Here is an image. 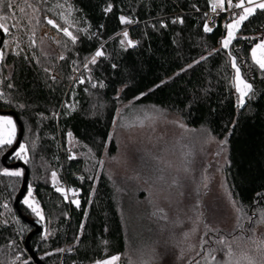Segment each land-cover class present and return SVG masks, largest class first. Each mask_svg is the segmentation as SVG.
Segmentation results:
<instances>
[{"label":"trees","instance_id":"1","mask_svg":"<svg viewBox=\"0 0 264 264\" xmlns=\"http://www.w3.org/2000/svg\"><path fill=\"white\" fill-rule=\"evenodd\" d=\"M109 5L112 11L106 12ZM210 9L209 0H0V23L9 28L6 35L0 31L6 53L0 61V114L15 115L23 129L21 143L32 146L27 164L15 157V144L0 150V264H95L112 256L132 264L117 195L100 162L117 152L113 125L119 114L148 105L179 116L188 129L213 137L224 149V182L238 220L233 231H204L191 264H208L229 252L246 262L260 256L253 263L264 264V72L251 57L264 40V10L244 21L223 50L233 17L223 15L216 30L205 33ZM120 16L134 23L122 25ZM181 17L183 23L172 22ZM49 19L68 27L77 41ZM45 29L60 38L59 47L47 42ZM125 30L135 48L119 43ZM101 47L105 56L92 65ZM232 56L253 85L244 107L238 106ZM4 168L28 173L26 195L30 185L38 187L44 224L24 199L15 204L25 176H4ZM52 172L78 193L79 208L71 203L65 212H55L45 187ZM34 222L42 230L28 249ZM221 239L225 244L218 243Z\"/></svg>","mask_w":264,"mask_h":264},{"label":"rangeland","instance_id":"2","mask_svg":"<svg viewBox=\"0 0 264 264\" xmlns=\"http://www.w3.org/2000/svg\"><path fill=\"white\" fill-rule=\"evenodd\" d=\"M43 34L49 44L60 46L56 33L45 29ZM0 116L15 120L8 114ZM16 125L18 136L17 121ZM113 138L117 152L106 156L103 165L125 221L126 257L132 264H191L199 254L204 231L234 230L238 210L224 182L226 158L216 139L188 129L179 116L153 105L123 110L114 122ZM30 186L40 204L38 187ZM45 187L56 213L65 212L78 199L58 174ZM56 187L69 190L67 200ZM241 258L227 255L208 264L262 260L260 256L252 262Z\"/></svg>","mask_w":264,"mask_h":264},{"label":"snow or ice","instance_id":"3","mask_svg":"<svg viewBox=\"0 0 264 264\" xmlns=\"http://www.w3.org/2000/svg\"><path fill=\"white\" fill-rule=\"evenodd\" d=\"M211 10L212 12H216L219 8L220 10L227 11L229 9H232V22L228 23L226 25L227 28V35L222 40V49L228 50L232 41L235 40L236 33L239 31L241 25L244 21L248 20V18L253 15L258 9L264 10V0H239V3L233 4V0H227L228 7L225 8V0H215V2H212V0H209ZM247 4V6H246ZM235 10H242L240 12H236ZM106 12L112 11V6L109 5L108 8L105 9ZM205 16H207V13H205ZM120 23L122 25H130L134 23L133 19H130L125 16L119 17ZM48 24L53 25L58 31H62L63 34L70 38V40L75 43L78 39L77 35H74L72 31L69 30L68 27L60 28L58 24H56L52 19H49ZM173 23H183V18H177L172 21ZM162 27H167V24L161 23ZM103 27V26H101ZM0 31H2L5 35L8 34L9 28L5 26L4 23H0ZM203 31L205 33H211L213 29L208 26L207 22H205L203 26ZM123 39L119 41V43L123 46L125 43L128 47L135 48L137 46V42H134L129 38L128 31H123L122 33ZM5 51L0 49V61H3L5 59ZM211 55V53H210ZM231 55V53H229ZM105 56V52L103 51L102 47L101 49H98L94 56L91 58L90 63L92 65L97 64V58H101ZM251 57L252 61L256 66H258L259 70L264 72V40H260L251 50ZM207 57H202L201 59H206ZM60 59H65V57L61 56ZM200 61H197L199 63ZM84 67L88 69V64L85 63ZM112 67H115V65H112ZM189 67H192V65H189ZM231 67L235 69V77H234V87L235 91L239 94V107H244L246 97L249 96L250 93L253 92V85L250 83L247 79H245L241 74V69L237 64V58L235 56H232L231 58ZM55 79V77H52ZM85 78L81 77L79 79L80 84H84ZM100 87H103V85H99ZM9 88H11V84L8 85ZM93 88L97 87V84H92ZM144 95V94H142ZM4 93L0 91V100H3ZM21 108L24 107V105H20ZM182 126V125H181ZM71 135L70 133L68 134ZM16 137H17V125L16 121L13 120L11 117H4L0 116V150H2L5 147H12L14 143H16ZM106 143H111V141H106ZM224 143H227V141H224ZM30 145L20 143L18 145V150L15 151L14 155L17 159L22 160L25 164L29 163V151H30ZM75 157L70 155L69 159H74ZM101 164L103 161L100 162ZM3 175L7 177H13V178H21L25 176V172L23 169L19 170H9L7 168L3 169ZM53 182L57 179V174L55 172L51 173ZM83 179V178H81ZM56 191L58 193H62L65 200L68 199V189H65L63 187H56ZM72 191V196L75 197L78 195V193L75 190ZM23 203L30 209L32 213L35 214V216L40 221H45V215L42 211V208L40 204L33 199V189L31 186L28 188L27 197L23 200ZM77 208L80 206V201L78 199H73L71 201ZM4 207H7V205H4ZM254 224L255 221H252ZM82 227V226H81ZM47 238V236L45 237ZM218 243L225 244V240L221 239L218 241ZM59 251H64V249H59ZM229 255L231 253L229 252ZM216 257H213V260H215ZM120 260L119 256H112L109 259L104 260H97L95 264H115L116 261ZM229 264H231V261H229Z\"/></svg>","mask_w":264,"mask_h":264},{"label":"water","instance_id":"4","mask_svg":"<svg viewBox=\"0 0 264 264\" xmlns=\"http://www.w3.org/2000/svg\"><path fill=\"white\" fill-rule=\"evenodd\" d=\"M1 45H2V38H1V41H0V47H1ZM11 116H13V117L15 118V120L17 121L18 126L20 127V133H19V135H18L17 144H16V146H15V149H17L18 145L21 143L22 134H23V129H22L21 124L19 123L18 119L16 118V116H15V115H11ZM15 149H14V150H15ZM4 161H5V159H4ZM27 186H28V173H26V175H25V179H24V183H23V188H22V190H21L20 196L16 199V202H15L16 205H17L22 199H24V197H25V195H26ZM34 225H35L36 229H35V231H34V232L28 237V239H27V241H26L28 249H29V241H30V239L32 238V236H33L34 234H38V233L41 232V230H42V225H41L40 222H34ZM34 259H35V258H34Z\"/></svg>","mask_w":264,"mask_h":264},{"label":"built area","instance_id":"5","mask_svg":"<svg viewBox=\"0 0 264 264\" xmlns=\"http://www.w3.org/2000/svg\"><path fill=\"white\" fill-rule=\"evenodd\" d=\"M235 11L236 12H240L241 10H235ZM232 12H233L232 9H229L227 11H223V10H220L218 8L216 12H212V10L210 9L209 11L205 12V13H207V16H205V22H207L208 26L211 27L213 29V31H214L218 27V24H219V21L221 20V17L223 15H226L227 17H233L232 16ZM68 153H69V156H70L71 155V152L69 151Z\"/></svg>","mask_w":264,"mask_h":264},{"label":"bare ground","instance_id":"6","mask_svg":"<svg viewBox=\"0 0 264 264\" xmlns=\"http://www.w3.org/2000/svg\"><path fill=\"white\" fill-rule=\"evenodd\" d=\"M204 24H205V23H204ZM72 72H73V74L77 75V73L75 72V70H74V69H72Z\"/></svg>","mask_w":264,"mask_h":264}]
</instances>
